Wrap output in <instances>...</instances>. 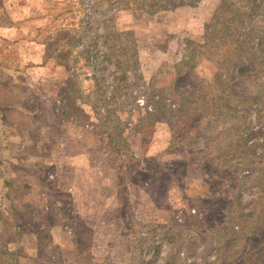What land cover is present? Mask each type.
<instances>
[{"label": "rangeland", "instance_id": "374dc122", "mask_svg": "<svg viewBox=\"0 0 264 264\" xmlns=\"http://www.w3.org/2000/svg\"><path fill=\"white\" fill-rule=\"evenodd\" d=\"M164 1L0 0V264H256L264 60Z\"/></svg>", "mask_w": 264, "mask_h": 264}, {"label": "trees", "instance_id": "16d2710c", "mask_svg": "<svg viewBox=\"0 0 264 264\" xmlns=\"http://www.w3.org/2000/svg\"><path fill=\"white\" fill-rule=\"evenodd\" d=\"M172 0H166V2L171 3ZM119 3H123L121 5L122 8L130 9L132 6H142V8L148 12L155 13L160 11L164 6V0H118ZM136 5H133L132 3ZM256 12L264 13V0H222L219 7L217 8L214 16L212 17L210 23H207L206 34H205V42L206 45H210L214 43L217 36H222L220 40H236L235 45V54L237 53L240 57V61H243V53L252 50V47H258L255 50H252V57H250L254 64H259L264 59L262 58V54H264V35L260 34L258 31V27H254L251 24L252 17L256 14ZM221 17L222 21L218 20ZM234 44V41H233ZM209 48V47H208ZM212 50V47L210 48ZM217 50H220L219 52ZM215 51V50H213ZM216 53L218 52L220 56L219 63L223 65L226 63L228 67L231 65L228 63L229 56L228 52L221 47L216 49ZM237 56V55H236ZM250 56V55H249ZM239 60L238 62L241 63ZM225 65V66H226ZM0 105H2L0 103ZM78 111L83 116L84 113L82 109L79 107ZM4 120H6L7 115H4ZM86 117V116H85ZM256 232L253 233V236L259 237L257 242L259 254L257 259L254 260V263L259 264L264 259V226L260 225L255 228ZM252 234L251 231L249 235ZM243 246L240 248V252L243 250ZM243 252V251H242Z\"/></svg>", "mask_w": 264, "mask_h": 264}]
</instances>
